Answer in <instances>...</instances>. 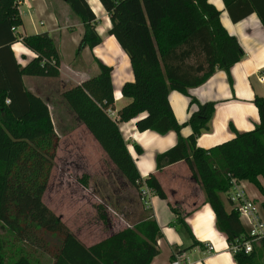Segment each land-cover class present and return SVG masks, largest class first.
<instances>
[{
  "label": "trees",
  "instance_id": "trees-1",
  "mask_svg": "<svg viewBox=\"0 0 264 264\" xmlns=\"http://www.w3.org/2000/svg\"><path fill=\"white\" fill-rule=\"evenodd\" d=\"M222 1L232 22L254 12L264 28V0ZM14 2L0 0V229L11 237L0 238V264H150L159 252L157 240L162 236L152 215L85 246L43 203L59 137L47 102L29 91L22 77L56 78L60 57L48 33L22 35L17 31L22 20ZM64 2L83 26L76 52L98 45L97 21L86 0ZM99 2L109 18L107 34L127 55L131 66L133 80L121 88L126 102L115 111L112 68L96 59V74L64 88L60 97L135 189L140 175L119 124L134 119L139 132L163 135L174 131L176 143L156 154L155 168L184 161L214 213L215 227L224 234L235 264H264V238L252 241L248 253L233 249L250 237L238 212L232 207L227 210L221 197L228 194L231 178L247 181L263 198L259 208L264 217V97L253 99L258 123L251 130L235 132L232 138L207 149L195 143L208 129L215 102L199 103L188 89L203 84L217 69L231 82L229 70L243 56L237 39L222 26L220 11L208 0ZM16 42L34 53L24 66L12 51ZM170 91L188 99L189 114L182 123L173 115ZM109 111L114 112L112 116ZM184 126L190 128L185 137L180 134ZM133 148L137 154L142 152L136 144ZM145 182L159 200H166L153 174ZM227 199L232 206L229 196ZM167 206L176 217L174 225L189 233L180 212ZM97 215L106 220L101 208Z\"/></svg>",
  "mask_w": 264,
  "mask_h": 264
},
{
  "label": "crops",
  "instance_id": "crops-1",
  "mask_svg": "<svg viewBox=\"0 0 264 264\" xmlns=\"http://www.w3.org/2000/svg\"><path fill=\"white\" fill-rule=\"evenodd\" d=\"M86 2L96 18L95 30L101 41L92 49L84 47L77 53L83 26L71 13L67 3L64 0H25V5L28 7L27 13L31 14L33 19L35 16L38 17L39 25L45 24L42 32H46L52 37L60 57L59 75L56 78L22 77L25 87L47 102L50 116V102H55V98L57 99L61 90L80 84L95 75L97 72V67H94L96 66L95 59L112 68L111 84L115 111L126 102L121 95L122 85L133 80L127 55L119 48L114 38L107 34V30L110 28L107 13L99 0H86ZM208 2L220 11L219 17L222 26L237 39L243 50V56L229 70L231 82L223 70L217 69L203 84L188 89V93L194 96L199 103L215 102L208 129L202 131L195 142L197 147L203 149L232 138L235 132L251 130L258 123L257 109L253 104V99L255 96L264 97V81H259V77L264 78V28L259 17L253 12L237 22H232L222 0H208ZM19 15L22 20L20 7ZM23 24L22 20V25L17 28L20 34L41 33L37 28L29 33L25 30L21 31V28L24 29ZM104 35V39L108 42V48L103 45L102 37ZM11 48L21 66L34 57V53L20 42L12 44ZM168 100L176 121L178 123L186 121L189 114L188 99L179 92L170 91ZM194 108L193 106L191 109ZM81 127L91 136L83 125ZM119 128L140 177L146 179L149 174H153L166 195L165 201L152 195L151 206L148 209H144L141 205L140 213L142 215L139 219L146 215H152L162 234L161 238L157 240L159 252L150 264H171L175 260L181 264H235L224 234L215 227L214 213L209 204L205 202L200 185L191 174H185L189 169L187 164L184 161H178L164 166L160 170L155 168L156 154L171 148L176 143L175 132L170 130L163 135H157L150 130L139 132L135 128L134 119L120 123ZM189 133L188 126L180 130L183 137ZM86 138L92 141L94 148H97L96 153L102 154L107 163L116 170L93 137ZM134 144L141 148L140 154L135 152ZM116 172L121 181L119 184L127 185L120 173L117 170ZM103 174L106 176L105 169ZM258 179L262 183V178ZM240 184L246 186L244 187L246 194L259 207L263 200L259 191L247 181L240 182ZM78 190L83 192V189ZM44 194L45 191L42 201ZM66 194L67 196H63L70 197L74 206V211L67 218L62 213H55L50 204H45L44 201L43 203L61 218V221L85 246H90L137 221L129 223L124 216L112 217V219L106 216V220L102 221L98 218L96 211H87L83 199L73 196V191L70 190ZM55 196L52 194L50 201ZM221 197L225 202L226 209H230L228 194H222ZM167 203L172 207L179 206L181 208L183 211L181 216L190 234L183 228L174 225L176 217L169 210ZM125 215L131 219L134 214L125 212ZM244 227L246 230L245 225Z\"/></svg>",
  "mask_w": 264,
  "mask_h": 264
},
{
  "label": "rangeland",
  "instance_id": "rangeland-1",
  "mask_svg": "<svg viewBox=\"0 0 264 264\" xmlns=\"http://www.w3.org/2000/svg\"><path fill=\"white\" fill-rule=\"evenodd\" d=\"M19 7L24 23V29L21 28V31L25 30L29 33L37 28L42 32L45 24L39 25V18L35 16L33 19L31 14L27 13L28 7L25 4ZM104 37L105 35L102 37L103 45L108 48V42ZM50 111L59 142L49 184L43 197L44 203L50 204L55 213H62L67 218L74 211L73 200L63 195L67 196L66 193L71 190L73 196L83 199L84 206L89 212L92 210L97 213L98 208H101L110 219L124 216L129 223L138 220L142 215L138 189L132 188L129 184L124 186L119 184L121 182L119 174L107 163L102 154L96 153L97 148H94L92 141L86 138L91 136L75 120L60 94L57 99L55 98V102H50ZM145 156L147 157L148 154L146 153ZM103 168L106 170V176L103 174ZM187 171L185 174L190 175L189 169ZM240 187L244 192L246 191L244 188L246 186L240 184ZM78 189H83V192ZM52 194L56 196L50 201ZM245 196L250 199L246 192ZM174 208L182 214L183 211L179 206ZM125 212L134 215L130 219ZM0 238L11 240L10 235L2 229H0Z\"/></svg>",
  "mask_w": 264,
  "mask_h": 264
},
{
  "label": "built area",
  "instance_id": "built-area-1",
  "mask_svg": "<svg viewBox=\"0 0 264 264\" xmlns=\"http://www.w3.org/2000/svg\"><path fill=\"white\" fill-rule=\"evenodd\" d=\"M14 4L19 10V6L25 4V0H15ZM11 30L13 32L16 31L15 28ZM259 81L263 82L264 78L259 77ZM113 113V111H109L111 116ZM136 183L138 200L144 209H148L151 206L152 190L147 186L145 179L142 177ZM228 196L232 203L231 207L238 212L239 218L246 226V231L250 237L248 240L243 241L240 246H234L233 249L242 248L245 253H248L251 251L252 241L264 238V218L261 215L259 207L245 196V192L240 187L239 182L234 178L230 179ZM171 264L181 263L175 260Z\"/></svg>",
  "mask_w": 264,
  "mask_h": 264
}]
</instances>
